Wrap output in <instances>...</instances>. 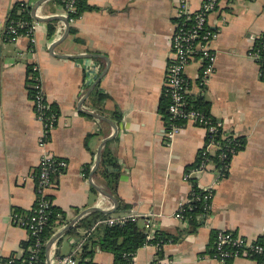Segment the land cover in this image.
<instances>
[{
  "label": "crops",
  "instance_id": "crops-1",
  "mask_svg": "<svg viewBox=\"0 0 264 264\" xmlns=\"http://www.w3.org/2000/svg\"><path fill=\"white\" fill-rule=\"evenodd\" d=\"M41 1L0 0V260L26 251L29 235L13 217L34 207L38 193L33 175L43 154L50 152L68 162L49 194L53 207L63 212L55 234L84 210L97 207L110 217L137 214L149 238L156 231L171 238L161 254L156 245L139 249L137 264H256V257L248 255L222 263L214 258L213 248L221 230L264 239V80L249 55L254 36L264 33V0H220L208 18L216 33L211 44L213 73L201 84L199 60L186 70L191 99H205L224 132L246 142L230 161L227 176H221L216 165L191 174L201 189L212 192L211 209L198 219L195 230L177 213L190 201L193 183L187 169L196 163L207 132L185 123L169 142L167 119L160 112L181 0H88L97 9L70 22L69 35L53 54L50 48L65 37L67 26L62 20H41L69 19L68 13L58 0H47L34 15ZM184 1L194 12L206 0ZM19 2L32 8L34 43L27 36L11 42L6 35L10 13ZM35 79L49 105L57 107L58 119L46 145H40L43 125L31 101ZM96 88L106 97L99 108L90 99ZM108 120L118 132L101 155L109 145L119 162L117 208L98 191L109 193L100 165L93 174L102 143L115 133ZM92 213L56 241L51 264H59L57 251L60 256L78 254L87 245L84 236L89 230L81 221ZM76 227L77 232L70 233ZM94 241L88 243L93 261L114 264V255L93 248Z\"/></svg>",
  "mask_w": 264,
  "mask_h": 264
},
{
  "label": "built area",
  "instance_id": "built-area-1",
  "mask_svg": "<svg viewBox=\"0 0 264 264\" xmlns=\"http://www.w3.org/2000/svg\"><path fill=\"white\" fill-rule=\"evenodd\" d=\"M219 3L220 0H206L198 11L192 12L189 10L186 1H180L178 17L175 23L176 29L171 39L172 60L168 64L165 75L164 91L171 99V104L168 107L170 114L168 122L170 124H167L166 128L167 140L171 142L182 131L183 125L176 124L175 121L177 120H181L184 123L192 122L202 126L207 132L206 142L202 148L204 161L199 169L193 171L195 174H200L210 165H215L208 157L214 155L219 147H221V145L215 141V136L216 132H218L220 128L223 129V127L221 123H212L206 115L196 110L188 109V95L191 89V82L187 77L186 70L193 60H199L202 65L201 84H204L205 80L213 73L215 54L213 53L211 44L212 40L216 37V33L210 29L208 18L210 13L217 9ZM24 5L28 4L23 3L22 6ZM72 21L73 20H70V22ZM25 27H28V31L26 33H20L19 29ZM34 30L35 26L26 21L13 22L9 20L7 33L10 36L8 40L16 42L19 37L27 36L31 39V42L34 43ZM263 52L264 33H258L254 36V45L249 55L260 66L261 75L264 74L262 65ZM32 90H34V94L31 96V101L34 106V111L38 120L43 125L40 145H46L58 117L47 102L39 79H35ZM229 136V134H224V138H228ZM232 153H234V150ZM226 157L227 155L225 154L224 158ZM67 168L68 162L65 159L56 157L50 152L44 153L40 160L38 170L33 175V178L37 182L38 198L36 203L28 213L23 215L14 214V222L24 228L29 235V239L33 241V244L28 248L29 255L23 260V264H40L39 255L43 247L48 243L44 240V233L54 208L49 194L57 187V176L63 173ZM219 173L222 176L220 169ZM187 176L189 178V174H187ZM206 192L207 194L204 198L207 200V205L203 213L198 216V219L205 217L211 209L210 201L212 192ZM184 206L178 211L177 218L188 223V219L184 214ZM190 209H192V207H190ZM138 220L139 216L137 214H128L110 217L106 220V224L109 226H125L130 222H138ZM213 249L214 258L222 263L248 255L256 257V264H264V244L236 235L231 231H218ZM135 255H129L127 263L123 264H137ZM22 256L23 254L9 257L10 259L4 264H19L15 261V257L21 258ZM58 263L80 264L75 254L58 258Z\"/></svg>",
  "mask_w": 264,
  "mask_h": 264
},
{
  "label": "trees",
  "instance_id": "trees-1",
  "mask_svg": "<svg viewBox=\"0 0 264 264\" xmlns=\"http://www.w3.org/2000/svg\"><path fill=\"white\" fill-rule=\"evenodd\" d=\"M58 2L65 7L68 13L69 20H77L84 13L92 12L97 9L96 7L90 5L88 3V0H58ZM22 4V2H19L15 5L14 9L10 13L9 20H12L13 22L26 21L31 24L34 20L31 12L32 8L29 5L22 6ZM53 24L54 22L49 23L50 39L54 36L55 32ZM27 31L28 27L19 29L20 33H26ZM6 35L9 38L10 35L8 33ZM262 55V65L264 68V52ZM31 71L32 67L29 68V72ZM262 79L264 80V74L262 75ZM32 94H34V90H31V96ZM105 98L106 97H104L103 94L99 92L98 88H96L92 92V95L90 97V99L95 103V106L98 108ZM188 100L189 110H196L206 115L210 119V121H212V123H219V121L211 115L210 104L205 99H191V97L188 95ZM170 104L171 99L164 92L161 100L160 112L166 117L167 124H170L168 122V119L170 117L168 107ZM51 108L54 113H57V107L55 105H51ZM175 123L182 125L185 124L181 120H177L175 121ZM224 134L227 133H224L222 128H220V130L216 132L215 141L219 145H221V147H219L214 155H210L208 158L209 160L214 162L216 167L220 169L223 176H227V168L230 164V161L236 153H238L245 147L246 142L244 139L236 137L233 134H229L230 136L228 138H224ZM233 150L234 153H232ZM225 154L227 155L226 158H224ZM203 161V153L202 150H200L196 163H194V165L188 167L187 169V171H189V177L195 169H199L201 167ZM100 173L108 184V192L112 196L118 198L117 186L121 174L120 166L117 158L110 150L109 145L104 148L101 155ZM190 181L193 183L194 191L193 195H191L190 197V202L184 206V214L191 226L190 230H195L200 225V223L198 222V216L203 213L205 206L207 205V200H205L204 198L207 192L197 185V179L191 176ZM190 207H192V209H190ZM60 215L63 217V212L54 207L44 233V240L46 242H48L54 236L56 228L58 226L57 222H60L62 218L60 217ZM109 218L110 215H106L100 212H94L88 217L82 219L81 226L89 230L87 231L88 233L84 236L86 238V243L95 240L93 242V246L95 247L93 248L98 247L103 251L112 253L115 259L114 264L127 263L129 255H135L139 249L146 245H156L158 247H161V251L159 252L161 254L163 252V246L168 242H171V238L164 232L160 231H156V233L151 238H149V234L143 227L138 224V222H130L125 226H109L108 224H106V220H108ZM77 228L78 227L74 228L72 231H70V233H76ZM259 242L264 244V239H259ZM88 243L87 245L83 244L82 250L78 252V254H75V257L80 264H96L93 261L94 250H89ZM32 244L33 241L31 239L24 243V248H26V251L21 258L15 257V261L17 263L23 264V260H25L29 255L28 248ZM46 246L47 244L43 247V250L39 255L40 264H47ZM55 257L60 258L62 256H60L59 252L57 251ZM9 259L10 258H2L0 260V264H4Z\"/></svg>",
  "mask_w": 264,
  "mask_h": 264
},
{
  "label": "water",
  "instance_id": "water-1",
  "mask_svg": "<svg viewBox=\"0 0 264 264\" xmlns=\"http://www.w3.org/2000/svg\"><path fill=\"white\" fill-rule=\"evenodd\" d=\"M45 1H47V0H42L41 2H39V3L36 4V6H35V8H34V10H33L34 15H35L36 10H37V8L39 7V5H40L42 2H45ZM53 20H62V21L66 24V26H67V32H66L65 37L61 38L59 41H56V42L52 45V47L50 48V51L52 52V54L54 53V49L56 48V46H57L62 40H64V39L66 38V36H68L69 33H70V21H69V19H67V18H64V17H61V16H52V17H48V18H46V19H42L41 21L49 22V21H53ZM58 56L63 57V58H79L78 56H77V57L65 56V55H58ZM84 57H94V55H85ZM96 85H97V84H94V85H93V88H94ZM91 92H92V89L89 91L87 97L89 96V94H90ZM97 117H98V116H97ZM108 121H109V120H108ZM109 122H111V121H109ZM111 123H112V122H111ZM112 125H113V128H114V130H115V133H114V135H113L112 137L106 139V140L102 143L101 148H100V150L98 151L97 161H96V165H95V168H94L93 174L98 170V167H99V165H100V161H101V150H102V147H103L107 142H109V141H111L112 139H114V138L116 137V135H117L118 127H117V125H115L114 123H112ZM98 191H100V193H102V194H104L105 196H107V197H109L110 199H112V200L114 201V203H115V207H116V208L119 206L117 199H116L115 197H113L111 194H109V193H107V192H105V191H102L101 189H98ZM89 212H104V211H102L101 209H99V208H97V207H92V208L86 209V210H84V211H83V212H82V213H81L76 219H74V220L72 221V223H71L68 227H66V228L62 229L61 231H59L58 233H56V234H55V235H54V236L48 241L47 246H46L47 264H51L50 252L52 251V248H53L54 244L56 243V241H57L59 238H61V237L67 232V231H69V230L72 228V226H73V225H74L79 219H81V218L83 217V215H85L86 213H89ZM115 212H117V210H114V211H108L107 214H113V213H115Z\"/></svg>",
  "mask_w": 264,
  "mask_h": 264
}]
</instances>
